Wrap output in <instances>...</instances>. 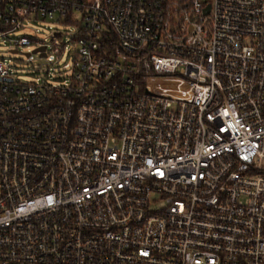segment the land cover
<instances>
[{
    "label": "built area",
    "instance_id": "obj_1",
    "mask_svg": "<svg viewBox=\"0 0 264 264\" xmlns=\"http://www.w3.org/2000/svg\"><path fill=\"white\" fill-rule=\"evenodd\" d=\"M42 21L72 63L0 58V264H264V0H0V45L52 60Z\"/></svg>",
    "mask_w": 264,
    "mask_h": 264
},
{
    "label": "rangeland",
    "instance_id": "obj_2",
    "mask_svg": "<svg viewBox=\"0 0 264 264\" xmlns=\"http://www.w3.org/2000/svg\"><path fill=\"white\" fill-rule=\"evenodd\" d=\"M29 28V29H28ZM28 28L22 30L23 35L31 38L37 37L40 40L47 41L49 45L50 57H41L38 53L27 56V54L34 51L33 47H22L19 52L12 54L9 46L0 45V58H7L10 61L11 69L15 73V77L23 82L35 81L38 78L44 79L48 82L60 83L61 76L64 74L66 65H71L72 60L68 57V50H73L74 46L69 43V35L66 31L71 30L67 25L51 21H42L39 23H29ZM56 35L57 37H53ZM67 44L68 49L60 58L54 53L51 48L57 46L58 48Z\"/></svg>",
    "mask_w": 264,
    "mask_h": 264
},
{
    "label": "water",
    "instance_id": "obj_3",
    "mask_svg": "<svg viewBox=\"0 0 264 264\" xmlns=\"http://www.w3.org/2000/svg\"><path fill=\"white\" fill-rule=\"evenodd\" d=\"M39 51H41L42 52V54L40 55L41 57H45V47H43V48H41L40 50H34L33 52H32V54H37ZM30 52L27 54V56H31L32 55Z\"/></svg>",
    "mask_w": 264,
    "mask_h": 264
}]
</instances>
